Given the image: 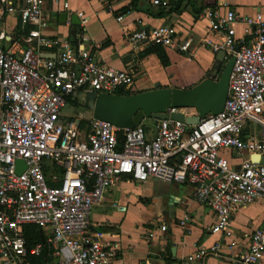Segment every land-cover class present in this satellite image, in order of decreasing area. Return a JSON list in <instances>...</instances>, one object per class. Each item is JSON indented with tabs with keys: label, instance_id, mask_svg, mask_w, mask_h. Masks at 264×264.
<instances>
[{
	"label": "built area",
	"instance_id": "built-area-1",
	"mask_svg": "<svg viewBox=\"0 0 264 264\" xmlns=\"http://www.w3.org/2000/svg\"><path fill=\"white\" fill-rule=\"evenodd\" d=\"M55 1L69 11L67 0ZM153 4L169 6L162 0ZM6 14H17L23 26L36 28L18 52L0 44V264L40 259L45 264H114V251L89 234L90 217L107 190L124 180L192 188L194 200L215 215L211 232L225 240L233 236L236 209L264 201V163L250 159L264 158V13L240 18L234 11L220 16L207 10L211 32L218 38L207 45L215 53L224 52L226 60L235 57L225 108L195 126L172 118L176 113L190 116L187 110L171 108L167 120H158L153 137L143 124L121 129L93 117L87 126L72 119L60 130L70 98L131 89L134 72L116 70L90 50H74L67 42L46 37L43 30L50 19L44 0H0V23ZM78 17L83 19V13ZM241 23L246 30L238 38L236 26ZM126 41L134 50L153 45L188 50L187 44L178 46L169 26L134 31ZM52 48L57 49L55 58L47 56ZM251 123L261 129L258 142L244 138ZM227 154L249 158L235 166ZM18 162L24 163L21 173ZM26 227L44 234L31 249ZM210 257H222L221 244L200 249L188 263L204 264ZM232 261L264 264V227Z\"/></svg>",
	"mask_w": 264,
	"mask_h": 264
},
{
	"label": "crops",
	"instance_id": "crops-1",
	"mask_svg": "<svg viewBox=\"0 0 264 264\" xmlns=\"http://www.w3.org/2000/svg\"><path fill=\"white\" fill-rule=\"evenodd\" d=\"M67 1L69 11L63 10L55 0H44L50 25L43 34L52 40L67 42L74 50H90L102 63L116 70L132 69L135 84L131 89H124L132 95L161 88L187 90L212 78L219 53L206 42L216 43L218 38L211 32L207 10H215L220 16L234 11L240 18L264 13V0H162L168 2L167 8L155 6L154 0ZM79 13H83V19L78 17ZM161 26L174 30L178 46H188L187 51L160 46L166 54L167 65L156 54H145L150 47L134 50L126 41L134 31ZM35 28L23 26L17 14H6L0 23V37L4 36L0 44L18 52L20 47H26L22 41ZM245 30L244 24H238L237 37L242 38ZM46 52L52 58L57 55L56 48ZM84 98H72L68 104L80 100L85 103ZM186 114L192 116L195 111L187 110ZM87 117L80 114L67 118L62 113L60 121L82 119L83 126H87L92 118ZM157 125L158 120L152 118L143 124L150 137ZM244 138L260 141V127L249 124ZM227 157L235 166L241 159L249 158L247 154L241 158L229 154ZM90 221L89 234L114 251V264H199L188 263V258L215 244H221L222 257H210L204 264H236L232 261L234 256L248 246L256 230L264 227V201L238 207L233 214V236L225 240L211 232L215 215L194 200L192 188L156 180L145 183L124 180L107 190L105 199L93 208ZM231 242H236V246L230 247Z\"/></svg>",
	"mask_w": 264,
	"mask_h": 264
},
{
	"label": "water",
	"instance_id": "water-1",
	"mask_svg": "<svg viewBox=\"0 0 264 264\" xmlns=\"http://www.w3.org/2000/svg\"><path fill=\"white\" fill-rule=\"evenodd\" d=\"M79 24V20L76 21ZM212 78L204 80L194 88H161L133 95L87 93L84 101L96 120L105 121L121 129H133L146 119L167 120V110H194L192 116L176 113L172 118L188 126L198 125L207 115H219L223 112L230 90V77L235 57L225 59V53L219 52ZM254 163H264V158L253 156ZM18 173L24 169V163L18 162Z\"/></svg>",
	"mask_w": 264,
	"mask_h": 264
},
{
	"label": "trees",
	"instance_id": "trees-1",
	"mask_svg": "<svg viewBox=\"0 0 264 264\" xmlns=\"http://www.w3.org/2000/svg\"><path fill=\"white\" fill-rule=\"evenodd\" d=\"M150 53L156 54L160 58V60L162 61V63L164 65L168 64L166 54L160 46H157V45L156 46L155 45L150 46V48L148 49V51L145 54H150ZM116 94H118V95H132V93H130L126 90H120ZM68 102H71V98L68 100ZM25 235L27 238V243H28L29 249L33 248L35 245H37L38 243L43 241V232L36 227H26L25 228ZM42 263H45L44 260H42V259L36 260L33 262V264H42Z\"/></svg>",
	"mask_w": 264,
	"mask_h": 264
},
{
	"label": "rangeland",
	"instance_id": "rangeland-1",
	"mask_svg": "<svg viewBox=\"0 0 264 264\" xmlns=\"http://www.w3.org/2000/svg\"><path fill=\"white\" fill-rule=\"evenodd\" d=\"M80 114H82L83 116L86 115L88 117H92V112L86 107V104L82 100H80L79 102L68 104L63 111V115L67 118L79 117ZM144 123L145 121L143 122V124ZM65 124L66 123L60 122V130L65 127Z\"/></svg>",
	"mask_w": 264,
	"mask_h": 264
}]
</instances>
